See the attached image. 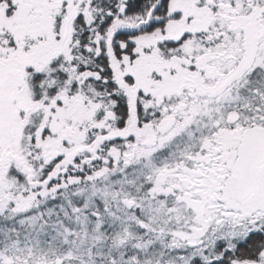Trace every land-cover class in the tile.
I'll use <instances>...</instances> for the list:
<instances>
[{"label":"snow or ice","instance_id":"obj_1","mask_svg":"<svg viewBox=\"0 0 264 264\" xmlns=\"http://www.w3.org/2000/svg\"><path fill=\"white\" fill-rule=\"evenodd\" d=\"M0 264H264V0H0Z\"/></svg>","mask_w":264,"mask_h":264}]
</instances>
